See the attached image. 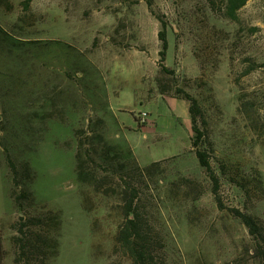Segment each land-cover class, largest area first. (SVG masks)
<instances>
[{
  "label": "rangeland",
  "instance_id": "obj_1",
  "mask_svg": "<svg viewBox=\"0 0 264 264\" xmlns=\"http://www.w3.org/2000/svg\"><path fill=\"white\" fill-rule=\"evenodd\" d=\"M229 5L0 0L4 264L23 256L21 215L51 221L29 223L56 244L45 247V264H132L116 241L132 172L138 213L165 264H264L234 213L264 233V0H247L235 16ZM188 97L223 208L192 147Z\"/></svg>",
  "mask_w": 264,
  "mask_h": 264
},
{
  "label": "trees",
  "instance_id": "obj_2",
  "mask_svg": "<svg viewBox=\"0 0 264 264\" xmlns=\"http://www.w3.org/2000/svg\"><path fill=\"white\" fill-rule=\"evenodd\" d=\"M229 11L231 16H235L236 12L244 7L246 5L247 0H229ZM160 40L163 43V51L161 53L162 59L166 57V52L168 50V39H167V26L163 25V31L160 34ZM187 101L191 104L190 105V117H191V123H192V131L195 134L194 139L192 141V147L195 150L196 158L198 159V162L202 168L206 170L208 173L209 178L211 179L213 185H214V192L216 195L217 203L221 208H223L222 201L220 197L218 196V189L220 187V179L218 174L215 172L207 154L203 152L200 149V144L202 143L205 134L203 130L200 128L198 117H197V111L198 110V102L188 97ZM104 147L110 152L115 153V148L111 145H108L107 143L103 144ZM87 153V151H86ZM77 159L79 161V169H78V175L80 180H87L89 173H86L85 170L82 168L83 163V152L82 150H79ZM157 163L152 164L150 167L145 169H137V172L139 173H148L150 172ZM124 171V169L122 170ZM134 173V172H132ZM128 173L127 175H124V177L128 181L122 180L124 182V189H123V195H124V216L125 220L119 227L116 241L119 246H121L124 250L127 251L128 255L130 256L132 260V264H165L162 258L158 256V252L156 251V241L151 236V234L148 232V223L144 221L141 216L138 213L137 208V193L134 181L131 179V174ZM95 173H90L91 178H93ZM17 206L21 208V205L18 200L15 201ZM234 213L240 217L245 224V226L248 228L249 233L252 237H254L258 242V254L260 258L264 261V251L261 247L260 240H264V233H263V227L259 224V222L251 215L243 214L239 210H235ZM42 219L44 222L50 221L49 218L45 219L43 217L39 218H28L24 215H21L19 217L18 226L19 228L16 229L18 236L15 238L16 244L20 246V250L22 252V258H18L16 263L22 264L24 259V264H34L35 262V256H42L45 257L44 261H41V264H45L46 260H48L49 255L52 253H46L45 247L49 244L54 245V239L51 238L47 233H44L43 230L40 231H32L29 226L30 224H33L34 222H42ZM51 222V221H50ZM30 223V224H29ZM46 224V223H45ZM257 251V250H256ZM31 255V257H29ZM26 258V259H25ZM0 264H4V253L2 251V245H0Z\"/></svg>",
  "mask_w": 264,
  "mask_h": 264
}]
</instances>
